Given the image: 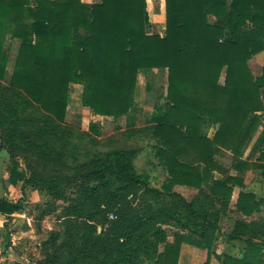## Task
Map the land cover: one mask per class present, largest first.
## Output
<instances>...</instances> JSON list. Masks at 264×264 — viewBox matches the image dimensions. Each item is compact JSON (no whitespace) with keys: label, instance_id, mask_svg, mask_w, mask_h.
<instances>
[{"label":"trees","instance_id":"1","mask_svg":"<svg viewBox=\"0 0 264 264\" xmlns=\"http://www.w3.org/2000/svg\"><path fill=\"white\" fill-rule=\"evenodd\" d=\"M164 2L165 32L159 35L147 33V0H0V81L8 74L10 43L16 40L10 91L63 123L69 86L78 84L81 104L92 116L119 119L136 106L139 72L166 69L165 105L156 107L151 117L155 157L166 178L160 189L150 191L160 196L175 186L206 188L211 202L226 206L236 185L241 188L236 210L251 216L259 201L253 192L243 191L242 178L216 179L214 172H227L216 156L230 152V170L241 174L258 169L264 176V129L250 151H258V159H243L264 123V67L254 77L248 65L264 52V0ZM208 127L215 129L211 136ZM98 129V123L89 124L91 132ZM134 159L132 152L115 151L91 160L77 176L84 183L78 203L68 211L89 207L83 225L96 236H86L69 264L81 255H99L110 264H179L184 244L206 251L203 264H210L212 256L223 264L261 262L264 244L257 241H246L240 258L214 254L219 210L201 209L186 233L171 235L161 227L175 220L169 211H130L128 196L148 186ZM24 179L22 173H9L13 185ZM21 208L20 201L0 199L2 215ZM103 213L115 219L99 231L91 224L106 223L98 219ZM63 247L74 245L65 241Z\"/></svg>","mask_w":264,"mask_h":264},{"label":"rangeland","instance_id":"2","mask_svg":"<svg viewBox=\"0 0 264 264\" xmlns=\"http://www.w3.org/2000/svg\"><path fill=\"white\" fill-rule=\"evenodd\" d=\"M85 3H96L100 0H81ZM146 30L147 33L164 35L165 12L160 18L161 0H147ZM165 4V3H164ZM19 41L10 43L9 67L5 80L0 81V150L6 153L7 172L17 171L24 175L20 188L11 191L12 200L22 199L26 214L32 218L31 224L36 228L35 240L21 242L23 251L20 256L24 264H69L83 248L88 237H95V231H88L83 223L91 213L86 207L69 212L78 203L79 191L83 181L76 180L85 166L93 159L115 151L132 152L137 171L148 178V186L139 187L134 194L128 196L130 211H141L148 207L169 211L174 221L161 226L168 231L186 233L188 225L200 218L201 209L218 211V230L213 246L215 255H228L240 258L245 250L246 241H257L264 244V176L258 169H249L239 174L230 170L232 154L222 152L216 156L219 164L227 172H214L216 179L227 175H238L244 183L243 191L253 192L259 205L251 216L237 212L235 202L241 188L232 185L233 193L230 202L223 206L219 202H211L208 191L175 186L170 193L160 196L152 194L150 189H160L166 178V172L155 157V141L152 138L153 123L151 117L156 107H164L167 90V70H142L138 74L135 91L136 106L124 117L112 119L109 117L92 116L82 104L75 100L74 90L68 103L65 121L55 122L36 106L30 104L9 89V75L16 58ZM262 53V52H261ZM259 54V53H258ZM257 55V54H256ZM249 60L248 65L254 77L261 73L262 62ZM224 79V73L220 82ZM264 102V94L262 95ZM81 105V106H80ZM264 117V112L261 113ZM99 124L97 132L89 130V124ZM264 123L255 134L251 146L245 152L243 159L254 162L259 152L250 154L253 146L261 137ZM213 127H208V136L214 133ZM250 154V156H249ZM249 156V157H248ZM5 163V162H4ZM68 180H73L67 183ZM41 191L45 196L42 203H28L30 191ZM27 201V203L25 202ZM25 209V208H24ZM111 213L101 214L106 223L91 224L100 231L103 226L108 228V221L113 220ZM115 219V218H114ZM16 223L18 218H15ZM202 222V219H198ZM13 225L5 226L9 233ZM186 225L187 229H182ZM191 225V224H190ZM88 236V237H86ZM65 241H72L74 248L63 247ZM198 251H194V250ZM264 250V245H263ZM206 251L188 248L181 249L180 264H203ZM148 260L145 264H151ZM76 264H110L109 260L96 255L88 258L78 256ZM210 264H223L211 257ZM259 264H264V255Z\"/></svg>","mask_w":264,"mask_h":264},{"label":"crops","instance_id":"3","mask_svg":"<svg viewBox=\"0 0 264 264\" xmlns=\"http://www.w3.org/2000/svg\"><path fill=\"white\" fill-rule=\"evenodd\" d=\"M161 8L159 11L160 18L164 17L165 12V2L161 0ZM147 6L149 3L147 2ZM255 60H259L262 62L261 68L264 66V52L259 53L256 55ZM262 70V69H261ZM261 74V73H260ZM260 76V75H259ZM74 90L75 100L81 104V94H82V86L78 84H70L69 86ZM71 90L69 91V102L73 97L71 95ZM81 106V105H80ZM86 109V108H85ZM88 111V109H86ZM6 157V153L0 150V199H8L12 202L20 201L22 204V208L19 212L11 214L10 216L0 214V264H24L23 258L20 256V253L23 251L21 247V242L24 243L29 240H35L36 236V228L31 224L32 218L26 214V206L23 205L22 199H16V201L12 200L11 191L15 188H20L22 181H17L16 185H13L9 182V174L7 172V160L4 158ZM5 162V163H4ZM10 173V172H9ZM45 196L41 191H30L29 195L27 196L28 203H42L44 201ZM27 203V201H25ZM25 208V209H24ZM25 210V211H23ZM15 218H18L16 223ZM13 225L11 231L9 233L5 232V226L9 224ZM182 248H188V245H182ZM181 248V249H182ZM196 249V248H195ZM194 250V249H192ZM198 251V250H194ZM181 256V252H180ZM180 264V258H179Z\"/></svg>","mask_w":264,"mask_h":264},{"label":"built area","instance_id":"4","mask_svg":"<svg viewBox=\"0 0 264 264\" xmlns=\"http://www.w3.org/2000/svg\"><path fill=\"white\" fill-rule=\"evenodd\" d=\"M111 218H112V219H114V216H113V215H111Z\"/></svg>","mask_w":264,"mask_h":264}]
</instances>
